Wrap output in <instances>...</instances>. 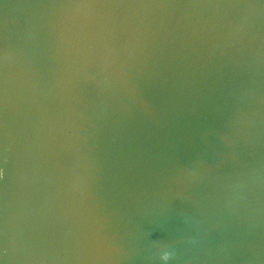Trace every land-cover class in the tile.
<instances>
[{
	"label": "water",
	"instance_id": "obj_1",
	"mask_svg": "<svg viewBox=\"0 0 264 264\" xmlns=\"http://www.w3.org/2000/svg\"><path fill=\"white\" fill-rule=\"evenodd\" d=\"M0 264H264V0H0Z\"/></svg>",
	"mask_w": 264,
	"mask_h": 264
},
{
	"label": "clouds",
	"instance_id": "obj_2",
	"mask_svg": "<svg viewBox=\"0 0 264 264\" xmlns=\"http://www.w3.org/2000/svg\"><path fill=\"white\" fill-rule=\"evenodd\" d=\"M162 260H165L167 261L169 259V255L167 253H165L162 257H161Z\"/></svg>",
	"mask_w": 264,
	"mask_h": 264
}]
</instances>
